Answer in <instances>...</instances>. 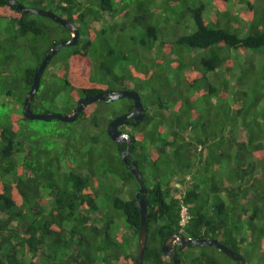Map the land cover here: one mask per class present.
<instances>
[{"label": "trees", "instance_id": "16d2710c", "mask_svg": "<svg viewBox=\"0 0 264 264\" xmlns=\"http://www.w3.org/2000/svg\"><path fill=\"white\" fill-rule=\"evenodd\" d=\"M14 1L79 30L46 66L33 113L135 91L145 115L118 128L120 142L107 126L131 99L88 105L73 123L27 120L36 70L71 34L0 0V264H134L132 161L149 203L142 264H173L162 245L179 232L264 264V0ZM50 122L48 136L33 127ZM173 251L180 264H239L214 246Z\"/></svg>", "mask_w": 264, "mask_h": 264}, {"label": "water", "instance_id": "95a60500", "mask_svg": "<svg viewBox=\"0 0 264 264\" xmlns=\"http://www.w3.org/2000/svg\"><path fill=\"white\" fill-rule=\"evenodd\" d=\"M10 4H12L17 10L26 13V14H34L42 18L50 19L54 23L61 25L64 29H66L70 34L71 38L69 40H65L59 43V45L52 49L51 52L45 56L39 68L36 70L33 78V84L31 89L27 93L24 99L23 104V115L27 120H37L43 122H49L52 120H58L63 123H73L78 118L79 114L85 109L86 106L92 105L94 103H104L109 104L116 101H120L123 99H131L133 101L134 107L131 113H127L125 115H121L116 117L111 122H109L107 126V134L113 141H121L122 139L128 140L129 136L125 133L119 132L118 128L120 126L128 124L126 122L127 119H133L135 121L134 125L140 123L145 115V110L141 102L140 96L135 91H113L109 93H98L93 96L84 97L78 100L77 107L72 111L71 114H61V113H33L30 110V102L33 100L34 95L39 89L40 78L51 60L52 56L57 53L62 47L65 46H74L77 43L79 38V30L77 27L69 22L66 19L61 18L60 16L45 10H38L32 8L21 7L16 4L14 0H6ZM122 161L125 162L124 155L122 154ZM130 173L134 176L135 180L139 184V188L135 191L134 197L136 199L137 208L140 213V226L138 233V246L137 253L134 260V264H142L143 256L146 250L147 239H148V230H147V218H148V207L149 203L146 200L147 189L145 188L142 174L138 169L135 161H132L128 166ZM180 245L181 248L187 247H216L217 250L224 253L227 257H229L232 261L238 262L239 264H244L243 258L234 252L233 250L225 247L220 244L215 239H186L181 232L175 233L167 237L165 242L162 245V252L165 255L171 256L173 259V264H180V260L175 256L173 249Z\"/></svg>", "mask_w": 264, "mask_h": 264}, {"label": "rangeland", "instance_id": "374dc122", "mask_svg": "<svg viewBox=\"0 0 264 264\" xmlns=\"http://www.w3.org/2000/svg\"><path fill=\"white\" fill-rule=\"evenodd\" d=\"M118 102L119 101L113 102V105H112L111 108L112 109H115V110L116 109H120ZM56 126L57 125L55 123L50 122V124L48 126H44V124H42V123H38V124L37 123H34V126L33 127L35 129H37L38 131H40L41 135L48 136L49 135L48 132L54 131V128H56ZM122 196L125 197V198L128 197L126 193H123Z\"/></svg>", "mask_w": 264, "mask_h": 264}, {"label": "clouds", "instance_id": "9594fccd", "mask_svg": "<svg viewBox=\"0 0 264 264\" xmlns=\"http://www.w3.org/2000/svg\"><path fill=\"white\" fill-rule=\"evenodd\" d=\"M57 15V14H56ZM122 141V140H121ZM120 142V141H119ZM125 153H127V152H125ZM125 153H123V155L125 156ZM186 213H187V209H186V207H182V209H181V212H180V216H181V222H180V224L183 226L185 223H186V221H187V216H186ZM187 239V238H186ZM188 239H190V238H188Z\"/></svg>", "mask_w": 264, "mask_h": 264}, {"label": "flooded vegetation", "instance_id": "af4514ba", "mask_svg": "<svg viewBox=\"0 0 264 264\" xmlns=\"http://www.w3.org/2000/svg\"><path fill=\"white\" fill-rule=\"evenodd\" d=\"M133 120V119H132ZM127 122V121H126ZM128 125H130L131 127H133L134 126V121H130V122H128V124H126L125 126H128ZM124 126V125H123ZM121 127V126H120Z\"/></svg>", "mask_w": 264, "mask_h": 264}]
</instances>
